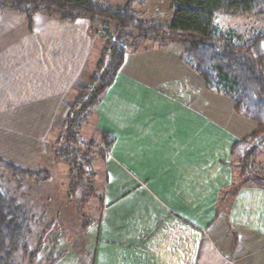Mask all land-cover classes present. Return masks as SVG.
Here are the masks:
<instances>
[{"label": "crops", "instance_id": "0c3cea01", "mask_svg": "<svg viewBox=\"0 0 264 264\" xmlns=\"http://www.w3.org/2000/svg\"><path fill=\"white\" fill-rule=\"evenodd\" d=\"M47 17L58 20L59 27L83 31L86 48L74 67L69 55L64 74L57 76L56 64L53 70L49 65L52 82L40 84L33 100L36 114L45 120L37 132L42 155L46 141L63 124L67 98L93 45L89 19ZM169 48L128 49L94 109V127L111 134L112 143L105 159L101 217L84 234L92 254L81 263L264 264V184L252 178L235 181L231 155L233 143L250 135L256 123L235 111L229 96L208 88ZM162 58L181 69L179 80L148 79L146 61ZM20 98L5 95L3 109L13 110ZM253 165L264 177V142Z\"/></svg>", "mask_w": 264, "mask_h": 264}, {"label": "rangeland", "instance_id": "374dc122", "mask_svg": "<svg viewBox=\"0 0 264 264\" xmlns=\"http://www.w3.org/2000/svg\"><path fill=\"white\" fill-rule=\"evenodd\" d=\"M95 2L118 7L123 6L126 0ZM130 7L139 17L164 25L172 17L174 4L172 0H133ZM34 14L32 13V18ZM35 15L33 26L32 22L31 25L26 22L25 15L0 9V158L27 170H45L49 174L46 178L41 174L42 179L28 178L0 166V190L26 207L32 215L31 232L25 244L28 251H34L35 255L31 257L29 253L19 252L15 256L16 264H82V260L92 254L89 252L90 242L86 243L84 234L88 229L92 231L101 217L100 196L106 175L108 148L103 133L94 127L92 111L81 121L78 135L71 146L79 154L86 149L91 150V161L81 162L79 177L77 170L60 154V148L65 146L62 125L46 141V147L41 151L43 155L39 154L42 142L37 132L45 120L36 114L33 100L38 95L40 84L52 82L49 81V76L54 73L52 64H56L59 76L65 63L69 67L70 54L73 67L80 61L86 48V35L83 31L81 34L70 27H59L61 23L58 20L44 18V14ZM82 19L88 20L85 17ZM24 22L28 29L34 28V31L29 32L26 26L23 28L21 25ZM80 22H83L84 27L88 24L87 21ZM215 24L218 32L227 40L241 44L256 33L264 31V14L218 12ZM88 28L89 35L93 38L92 49L78 84L74 83V90L67 98V110L75 109V94L82 89L80 86L77 88L78 85L88 84L87 88L92 87L87 83V78L94 69L105 41L115 37L111 23L98 19L91 21ZM70 30L73 31L72 37L69 35ZM135 35L137 34L134 32L127 36V44L134 41ZM134 46L141 49L170 47L179 56H183L182 45H170L168 41L151 35L139 37L133 46L127 48ZM146 62V76L150 81L166 78L169 81L179 80L182 75L181 69L172 68L174 64L167 59ZM49 65L52 66L51 71L48 69ZM46 88H49L48 85ZM5 95H21L22 102L13 110H4ZM236 158L233 159L234 180L239 181L242 177L241 165Z\"/></svg>", "mask_w": 264, "mask_h": 264}, {"label": "trees", "instance_id": "16d2710c", "mask_svg": "<svg viewBox=\"0 0 264 264\" xmlns=\"http://www.w3.org/2000/svg\"><path fill=\"white\" fill-rule=\"evenodd\" d=\"M131 1L109 7L95 0H0V9L24 14L29 25L32 13H43L61 21L74 22L85 17L90 22L99 19L114 26L115 37L105 41L87 78L92 87L83 86L75 94V109L65 115L62 124L65 146L60 148V154L77 170L79 177L81 162L91 161L90 149L79 154L71 147L81 121L94 111L103 92L112 84L127 47L133 46L139 37L151 35L182 45L184 61L198 72L205 85L229 96L234 110L256 123L250 135L233 143L231 155L241 165V181L252 178L264 184V177L256 173L253 165L255 153L264 142V31L235 44L220 34L215 24L218 12L264 14V0H172V17L164 25L139 17L131 9ZM134 32L137 35L129 45L127 36ZM102 136L109 149L111 134L104 132ZM0 166L28 178L42 179L41 174L43 178L49 174L45 170L24 169L2 158ZM31 222V212L0 190V264H16L15 256L19 252L35 255L25 244Z\"/></svg>", "mask_w": 264, "mask_h": 264}]
</instances>
